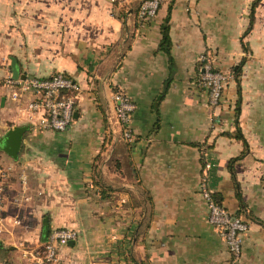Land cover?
<instances>
[{
    "label": "crops",
    "instance_id": "0c3cea01",
    "mask_svg": "<svg viewBox=\"0 0 264 264\" xmlns=\"http://www.w3.org/2000/svg\"><path fill=\"white\" fill-rule=\"evenodd\" d=\"M140 1L0 0V139L28 125L18 157L0 143L14 174L8 212L21 215L0 258L41 246L48 217L50 231H78L60 244L59 264H264V0L253 19L255 0H162L145 21ZM166 21L173 67L158 49ZM203 53L234 72L217 105L198 82ZM14 67L20 78L62 71L78 83L66 129L40 128L18 109L5 82ZM116 89L136 103L134 141L109 129ZM208 161L216 198L248 222L236 261L207 220ZM17 191L28 196L20 206Z\"/></svg>",
    "mask_w": 264,
    "mask_h": 264
},
{
    "label": "built area",
    "instance_id": "2783aa9c",
    "mask_svg": "<svg viewBox=\"0 0 264 264\" xmlns=\"http://www.w3.org/2000/svg\"><path fill=\"white\" fill-rule=\"evenodd\" d=\"M116 1V0H112ZM162 0H141L138 7L140 21L153 18ZM201 68L198 82L208 91L211 105L219 104L224 88L234 77L232 70L225 71L214 67L208 54H201ZM5 82L13 86L12 97L18 102V109L23 111L31 121L43 129H66L74 119V111L78 102L80 88L78 83L62 71H56L50 76H29L26 78L9 75ZM33 94L29 96V94ZM113 105L107 109V119L110 131L119 133L124 139L134 141L135 136L131 125L132 115L136 108L135 101L130 95L116 89L112 92ZM212 161L205 163V176L201 180V193L208 204L209 223L214 225L224 236L233 261H236L242 252L243 233L248 227L247 220L240 214L232 212L215 196L209 184V170ZM12 168L0 163V238L5 232H11L9 224L21 222L20 213L11 215L8 212V197L12 191ZM22 190L27 188V176L20 174ZM13 196L14 202L20 206L28 196L18 194ZM78 238V231L70 227H54L48 238L41 246L25 248L20 261L0 258V264H59V247L63 242Z\"/></svg>",
    "mask_w": 264,
    "mask_h": 264
},
{
    "label": "water",
    "instance_id": "95a60500",
    "mask_svg": "<svg viewBox=\"0 0 264 264\" xmlns=\"http://www.w3.org/2000/svg\"><path fill=\"white\" fill-rule=\"evenodd\" d=\"M15 59H13L14 62ZM15 65V64H14ZM13 76L18 77L19 72L16 67L13 69ZM25 76V74L23 75ZM76 112H74V115ZM28 128L27 124H16L12 127H10L4 134V136L0 139V143L2 145V148L11 156L18 157L19 150L22 144L23 140V134ZM44 229H43V240H46L48 238L50 227L48 222V217H45L44 219ZM70 243L74 244L75 239L69 240ZM3 242L0 239V245H2Z\"/></svg>",
    "mask_w": 264,
    "mask_h": 264
},
{
    "label": "trees",
    "instance_id": "16d2710c",
    "mask_svg": "<svg viewBox=\"0 0 264 264\" xmlns=\"http://www.w3.org/2000/svg\"><path fill=\"white\" fill-rule=\"evenodd\" d=\"M257 1L258 0H255L253 2V5H252V10H251V18L252 19H253V16H254V12H255V7L257 5ZM251 27H252V22L249 25L248 29L245 31V33L249 32ZM171 47H172V40H171V35H170V29H169V24L166 21V22H164V25L162 27V38H161L160 43L158 45V49H162V50L167 52V54L169 55L170 66L173 67V65H174V57L172 55ZM239 108H240L239 106L236 108V112L237 113H239ZM103 149H104V146H103L102 150ZM98 156H100V154ZM240 157H241V155L236 156V157H234L232 159V161L237 160Z\"/></svg>",
    "mask_w": 264,
    "mask_h": 264
}]
</instances>
